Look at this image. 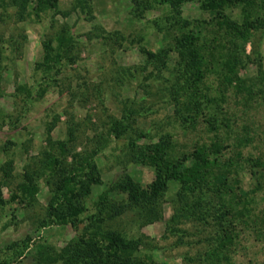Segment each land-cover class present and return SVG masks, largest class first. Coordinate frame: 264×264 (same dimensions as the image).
Returning <instances> with one entry per match:
<instances>
[{"label": "rangeland", "instance_id": "374dc122", "mask_svg": "<svg viewBox=\"0 0 264 264\" xmlns=\"http://www.w3.org/2000/svg\"><path fill=\"white\" fill-rule=\"evenodd\" d=\"M85 3L87 8H80L74 0H56L53 9L28 8L18 17L9 0H0V262L35 264L39 246L58 252L83 231L99 228L139 239V256L153 264H264V25L252 30L244 44L245 61L236 84L221 93L217 74L206 73L201 79L197 101L202 111L192 113L197 123L190 129L183 119L185 101L174 100L168 90L175 55L170 54L166 67L145 65L142 51L163 47L169 38L164 30L175 31V22L208 18L201 0H180L177 14L157 0ZM224 12L241 19L239 7H226ZM59 30L71 37L73 61L62 59L48 70L37 66L42 63L43 42ZM207 116L215 125L213 131L201 122ZM113 120L121 123L118 136L110 132ZM161 136L171 138L175 150L183 152L215 136L228 145L225 155L240 151L233 177L247 192L246 215L169 224L176 184L167 185L150 214L128 203L125 194L109 192L124 174L141 184L152 180L149 164L131 161L129 143L140 146ZM68 138L62 164L85 151L92 155L100 181L91 184L83 197L84 210L69 222L41 226L53 180L45 167V152L60 157L49 143ZM255 159L261 166L250 168ZM25 170L36 171L37 189L23 204L18 184ZM105 191L123 202V209L85 228L88 217L97 215V196ZM227 227L229 242L217 255L209 252L206 257L208 239L222 236ZM20 241L29 249L10 246Z\"/></svg>", "mask_w": 264, "mask_h": 264}, {"label": "trees", "instance_id": "16d2710c", "mask_svg": "<svg viewBox=\"0 0 264 264\" xmlns=\"http://www.w3.org/2000/svg\"><path fill=\"white\" fill-rule=\"evenodd\" d=\"M74 2L80 8H87L85 0ZM9 3L15 8L14 12L18 17H23L28 8L38 12L56 6V0H9ZM157 3L168 8L170 14L178 13L180 0H157ZM201 3L202 8L210 13L208 18L192 24L186 20L175 22V31L164 30L165 36L168 35L169 38L163 47L156 51H142L145 65L154 62L166 67L171 58L170 54L175 55L173 80L168 90L174 100L181 97L185 101L182 105L185 113L183 119H187L185 128L190 129H194L197 123L194 121V115L202 111L197 101L201 79L206 73L217 74L222 85L221 93L225 92L232 82L236 84L238 72L243 68L245 61L244 44L252 30L264 25V0H201ZM226 7H239L241 19L237 21L228 17L224 12ZM173 16L170 15V18ZM71 49V37L66 36L64 30H59L43 42L42 63L37 66L48 70L62 59L72 62ZM144 66L141 68L145 69ZM124 118L123 116L122 119ZM209 118L202 117L201 122L206 124L208 130L213 131L215 125ZM120 124L116 120L111 122L110 132L115 136L119 134L117 131ZM68 141L70 138L49 143L48 148L58 150L60 157L45 152V167L49 170V178L53 180L52 195L47 202L41 226L48 222H69L84 210L83 197L89 193L91 184H99L100 181L96 166L91 160L92 155L85 154V151L74 153L70 164H62L61 159L68 149ZM129 144L131 161L149 164L153 169V178L150 182L141 184L124 174L108 187L109 192L125 194L128 203L139 206L146 210V214H150L167 185L176 184L178 190L169 224H176L181 220H193L197 224H203L206 218L221 220L228 215L238 218L246 215L244 212L247 208V192L241 189L237 179L233 177L234 166L241 160V153L236 150L229 156L225 155L228 145L216 136L208 141L194 143L187 152L175 150L168 136H161L154 142L140 146L133 142ZM254 166H261V161L253 160L249 167ZM34 174L36 171L22 172L18 190L23 204L31 200L36 192ZM96 207L97 215L88 217L85 228L94 227L97 222H103L104 219H110L121 212L123 202L110 198L105 191L97 196ZM102 213L108 217L100 215ZM153 215L156 216L155 212ZM229 232L227 227L222 231V236L217 234L209 238L204 255L209 252L217 255L229 242ZM204 241L206 242L205 238ZM139 245V239L127 238L116 231L89 229L73 237L58 252L47 245L39 246L35 250L38 255L35 264L56 260H60L62 264H153L147 257L139 256ZM10 246H19V251L29 249L24 241L19 244L12 243Z\"/></svg>", "mask_w": 264, "mask_h": 264}]
</instances>
